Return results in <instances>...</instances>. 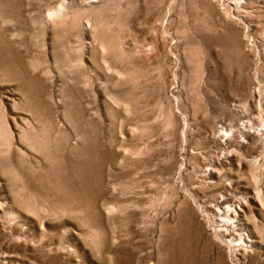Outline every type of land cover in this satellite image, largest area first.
I'll use <instances>...</instances> for the list:
<instances>
[{"label":"rangeland","instance_id":"obj_1","mask_svg":"<svg viewBox=\"0 0 264 264\" xmlns=\"http://www.w3.org/2000/svg\"><path fill=\"white\" fill-rule=\"evenodd\" d=\"M233 1L0 0V264H264V210L235 252L208 206L251 193L244 152L264 196V0Z\"/></svg>","mask_w":264,"mask_h":264},{"label":"bare ground","instance_id":"obj_2","mask_svg":"<svg viewBox=\"0 0 264 264\" xmlns=\"http://www.w3.org/2000/svg\"><path fill=\"white\" fill-rule=\"evenodd\" d=\"M71 1L72 0H58L57 2H55V0H53V2H55L54 5H51L47 8L45 7L46 10L44 12V16L46 21L49 24H52L53 21H55L56 19L63 18L66 15V8L68 7L69 2ZM77 1L80 4V6L84 5L83 7H85V6H91L96 2H102L104 0H77ZM243 3L244 2L241 0H235L232 2V7L234 8L235 11L237 10L241 11V7L243 6ZM86 26L87 28L91 27V22L88 21ZM152 50L153 49L151 47L149 52L151 53ZM254 94L255 97L259 98V89H256ZM247 123L249 124L248 126L245 123V121L239 123V127H238L239 129L237 131L240 134L237 135V139H236V143L238 146L239 145L244 146V144H246V143L241 144V142L245 140V136H241V135H244V133L246 132L251 133L253 131L251 130L252 127L251 124L253 123L252 120L251 122H247ZM258 124H259V128L256 129L257 131H254L253 134L258 137L257 140H260V135H262V132L264 131V124L260 123L259 121ZM234 132L235 131L232 128H229L228 130L222 128L219 131H217L215 138L219 143L221 144L224 143V145H226L223 146L221 150L222 152L221 156H224V160L220 158L208 159L207 164L205 165L206 168L204 169H200L199 167L194 168V171L196 172L194 174L195 177L194 184H200L202 181L203 183L210 185L215 182L212 181V179H214V176H218V179H222L219 177L218 166L220 162L225 161V159L229 158L228 154L230 153L231 155L233 154V151L231 149L230 150L227 149L226 147L228 141L234 135ZM242 154H243L242 162L240 160L239 161L240 163H243L242 165L244 167L247 168L249 172V177L252 179L253 185H252L251 193L248 194L247 196H243V195H235L234 192H230L231 194L225 193L226 191L223 190L220 194L218 193L216 200L211 199L210 203L213 204V209L211 205L208 206H210L211 211H214L210 215V218L215 232V236L218 237V239H220L221 241H223V243H226L229 246V248H233L235 252H237L238 250L243 252L245 251L253 252L257 248L256 245L258 243V239L250 232L249 229H245L244 221H246L245 220L246 213L250 210L248 209L249 205H257L259 208L264 210V196L262 195V192L258 187L256 181V168L258 164V159L257 158L254 159L251 155L249 156L246 155L245 152ZM1 184L2 183L0 179V185ZM1 205H2V201H0V206ZM3 259H5V256L0 254V263H4Z\"/></svg>","mask_w":264,"mask_h":264}]
</instances>
